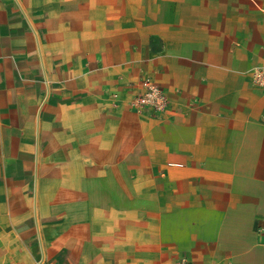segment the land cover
<instances>
[{
  "label": "crops",
  "instance_id": "obj_1",
  "mask_svg": "<svg viewBox=\"0 0 264 264\" xmlns=\"http://www.w3.org/2000/svg\"><path fill=\"white\" fill-rule=\"evenodd\" d=\"M263 67L264 0H0V264H264Z\"/></svg>",
  "mask_w": 264,
  "mask_h": 264
},
{
  "label": "built area",
  "instance_id": "obj_2",
  "mask_svg": "<svg viewBox=\"0 0 264 264\" xmlns=\"http://www.w3.org/2000/svg\"><path fill=\"white\" fill-rule=\"evenodd\" d=\"M253 82L256 87L264 91V67L254 71ZM142 87L143 92L132 99L130 108L139 114L147 112L156 116L166 108L168 98L164 91L149 79H143Z\"/></svg>",
  "mask_w": 264,
  "mask_h": 264
}]
</instances>
